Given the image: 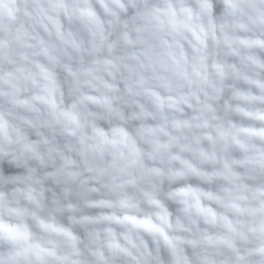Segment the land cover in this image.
I'll return each instance as SVG.
<instances>
[{
  "label": "clouds",
  "instance_id": "1",
  "mask_svg": "<svg viewBox=\"0 0 264 264\" xmlns=\"http://www.w3.org/2000/svg\"><path fill=\"white\" fill-rule=\"evenodd\" d=\"M0 264H264V0H0Z\"/></svg>",
  "mask_w": 264,
  "mask_h": 264
}]
</instances>
